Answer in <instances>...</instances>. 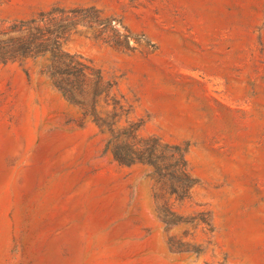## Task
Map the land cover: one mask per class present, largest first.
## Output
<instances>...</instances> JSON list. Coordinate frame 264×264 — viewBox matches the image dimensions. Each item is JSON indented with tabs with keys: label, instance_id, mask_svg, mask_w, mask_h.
Instances as JSON below:
<instances>
[{
	"label": "rangeland",
	"instance_id": "rangeland-1",
	"mask_svg": "<svg viewBox=\"0 0 264 264\" xmlns=\"http://www.w3.org/2000/svg\"><path fill=\"white\" fill-rule=\"evenodd\" d=\"M57 7L84 10L66 48L142 137L187 149L195 185L177 201L117 164L41 61L0 64V264H264V0H0V33ZM47 189L70 217L41 221Z\"/></svg>",
	"mask_w": 264,
	"mask_h": 264
},
{
	"label": "trees",
	"instance_id": "trees-1",
	"mask_svg": "<svg viewBox=\"0 0 264 264\" xmlns=\"http://www.w3.org/2000/svg\"><path fill=\"white\" fill-rule=\"evenodd\" d=\"M83 11L57 7L30 20L14 22L0 33V64L41 61V74L78 112V128L92 123L106 136L105 151L117 164L145 165L158 179L170 181V196L177 201L187 199L195 185L188 169L187 149L155 136L142 137L141 123L129 118L131 107L116 94L115 82L107 80L90 60L66 48L82 25L79 17ZM94 19L95 25L89 28L102 26L114 32L111 21L102 18L100 11H95Z\"/></svg>",
	"mask_w": 264,
	"mask_h": 264
},
{
	"label": "crops",
	"instance_id": "crops-1",
	"mask_svg": "<svg viewBox=\"0 0 264 264\" xmlns=\"http://www.w3.org/2000/svg\"><path fill=\"white\" fill-rule=\"evenodd\" d=\"M84 196H82L83 198ZM39 198L41 200V205L45 206V211L44 214H42V218L41 221H47L50 220L51 222H56V221H60L57 220L58 218V211L62 209V212H60V214H64V215H68V217H70L69 214L73 213V210L71 208H68L66 210V204L61 205L60 203H58V195L55 196V192L53 189H47V190H41L39 191ZM66 210V211H65ZM50 217V218H48ZM73 217V216H72ZM66 220V219H63ZM85 220V215L82 214L80 215V217H76L74 219H68L67 221H73V222H84ZM85 238V236H83Z\"/></svg>",
	"mask_w": 264,
	"mask_h": 264
}]
</instances>
